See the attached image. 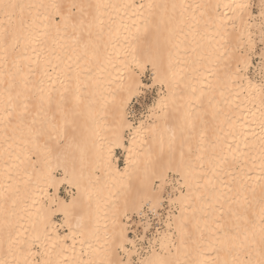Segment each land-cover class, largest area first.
I'll return each instance as SVG.
<instances>
[{"label":"bare ground","instance_id":"6f19581e","mask_svg":"<svg viewBox=\"0 0 264 264\" xmlns=\"http://www.w3.org/2000/svg\"><path fill=\"white\" fill-rule=\"evenodd\" d=\"M250 7L0 0V264H134L123 219L157 212L170 172L172 223L141 264H264V86L238 51ZM147 66L165 91L135 126Z\"/></svg>","mask_w":264,"mask_h":264},{"label":"rangeland","instance_id":"374dc122","mask_svg":"<svg viewBox=\"0 0 264 264\" xmlns=\"http://www.w3.org/2000/svg\"><path fill=\"white\" fill-rule=\"evenodd\" d=\"M251 10V18H249V31L251 37V46L245 44L243 48H238V51L246 55L251 61V65L247 71H242V73L247 77L252 84L258 87L264 86V0H248ZM139 4V3H138ZM59 20V18H58ZM253 24V25H250ZM141 81L143 83L140 93L133 98V101L128 110L129 120L135 126L144 122L148 119V122L152 123V118L149 117L150 112L152 113V108L159 99L161 92L165 89L153 81V72L150 66H147L141 76ZM263 85V86H262ZM205 127L209 129L213 128L212 119L205 115L202 118ZM208 144V142H206ZM115 163L120 168L123 169L126 165L127 152L122 149L116 150ZM55 175L58 178H62V173L56 171ZM169 183L167 187L163 190L164 195V205L157 211L154 212L149 207H145L144 211L141 213L143 215H138L136 213L128 214L123 220L127 224L129 238L135 242V245L126 243V248L128 250H136L133 254V263L141 264V261L145 259L148 253L153 247L156 249L160 248V242L165 238L167 231L169 229V223H172V206L169 203L170 194L172 193V187L176 186L178 180V175L173 172L169 174ZM159 182L156 183L155 189H158ZM72 188L67 183H62L58 189V196L61 199L69 200ZM49 194L54 197L55 190L50 187ZM55 223L58 224V233L61 237L66 238L69 234L68 227L65 226L63 222V217L59 213L55 214ZM149 221V228L145 231V222ZM173 228V227H172ZM70 243V241H68ZM76 246H79L78 240L74 241ZM135 246V247H134ZM87 247V245H86ZM35 251L40 253V249L36 243L33 244ZM119 253L123 256L122 250ZM40 257H38L39 259ZM125 258V256H124Z\"/></svg>","mask_w":264,"mask_h":264}]
</instances>
